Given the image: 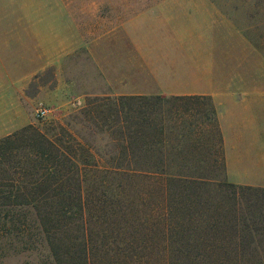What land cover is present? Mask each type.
Wrapping results in <instances>:
<instances>
[{"label": "trees", "instance_id": "1", "mask_svg": "<svg viewBox=\"0 0 264 264\" xmlns=\"http://www.w3.org/2000/svg\"><path fill=\"white\" fill-rule=\"evenodd\" d=\"M214 124L207 96H95L1 138L0 260L264 264V189L226 181Z\"/></svg>", "mask_w": 264, "mask_h": 264}, {"label": "crops", "instance_id": "2", "mask_svg": "<svg viewBox=\"0 0 264 264\" xmlns=\"http://www.w3.org/2000/svg\"><path fill=\"white\" fill-rule=\"evenodd\" d=\"M48 7L42 2L36 19L0 20V139L25 126L17 108L27 101L28 82L50 67L57 84L74 88L78 99L207 96L216 112L226 181L264 189V84H230L215 40L211 48L204 41V33L214 39L219 28L222 34L225 26L232 30L224 4L160 0L131 17L122 0H58ZM169 42L172 48H164ZM80 55L89 70L78 72L74 60L72 72L66 70L69 58ZM235 71L233 81L240 80V68Z\"/></svg>", "mask_w": 264, "mask_h": 264}, {"label": "rangeland", "instance_id": "3", "mask_svg": "<svg viewBox=\"0 0 264 264\" xmlns=\"http://www.w3.org/2000/svg\"><path fill=\"white\" fill-rule=\"evenodd\" d=\"M58 0H0V20H11L32 17L36 19L40 15V6L46 3L47 7ZM72 1V0H65ZM87 1V0H76ZM93 1V0H92ZM96 1H121V0H96ZM129 2V17L134 13L146 9L152 2L160 0H122ZM188 1V0H181ZM216 1L225 5L226 23L230 24V31L225 26L223 34L221 28L217 38H209L205 34L206 46L213 45L215 40V52L219 56V62L224 65L226 75H231L230 84H264V0H203ZM146 8H142V5ZM143 5V6H144ZM48 7V8H49ZM114 10V9H113ZM240 35H239V33ZM203 34V35H204ZM157 37V43L159 42ZM241 37V40L239 39ZM240 41V47L239 46ZM67 43V42H66ZM77 43V42H73ZM160 43V42H159ZM72 45V42H69ZM164 48H172L170 42L163 46ZM239 48L241 54H238ZM252 50L251 52L243 53L242 50ZM240 51V50H239ZM84 57H71L65 64L66 70L74 69L72 60L75 61V68L78 72H87L88 64L81 65L80 59ZM86 58V57H85ZM84 58V59H85ZM35 65V63H34ZM221 66V65H220ZM73 68V69H72ZM233 68L239 77L233 81ZM246 76V78H245ZM62 83V82H61ZM63 84H57L55 68L50 67L43 72L34 73L26 88L27 101H22V105L18 106L17 111L23 116L22 122L27 125H33L41 130H46L57 123H64L68 116L75 111L85 107L86 102L95 96H87L77 98L76 94L69 88L62 87ZM105 97V96H97ZM31 100V101H30ZM214 106V104H213ZM12 107V106H11ZM48 109V114L44 118H37L36 112L39 109ZM23 126V127H25ZM206 127L207 134H213L217 137L216 127ZM22 127V128H23ZM81 129L80 126H78ZM19 130V129H18ZM83 135L87 142L92 144V135L88 130L84 129ZM202 142L204 149H209L207 139ZM202 140V141H203ZM216 139L214 138V141ZM216 143V141H215ZM214 143V144H215ZM97 144V142H96ZM217 146L214 145L213 148ZM51 258L47 247L44 244H39L36 250L24 251L19 254H9L0 260V264H50Z\"/></svg>", "mask_w": 264, "mask_h": 264}, {"label": "built area", "instance_id": "4", "mask_svg": "<svg viewBox=\"0 0 264 264\" xmlns=\"http://www.w3.org/2000/svg\"><path fill=\"white\" fill-rule=\"evenodd\" d=\"M47 114H48V109L42 108L36 112V117L41 119L44 118Z\"/></svg>", "mask_w": 264, "mask_h": 264}]
</instances>
